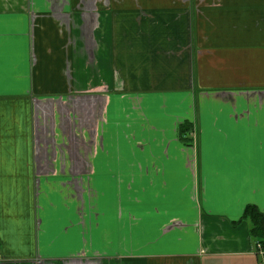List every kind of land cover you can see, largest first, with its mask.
<instances>
[{"label": "crops", "instance_id": "obj_1", "mask_svg": "<svg viewBox=\"0 0 264 264\" xmlns=\"http://www.w3.org/2000/svg\"><path fill=\"white\" fill-rule=\"evenodd\" d=\"M248 204L264 0H0V264H264Z\"/></svg>", "mask_w": 264, "mask_h": 264}, {"label": "trees", "instance_id": "obj_2", "mask_svg": "<svg viewBox=\"0 0 264 264\" xmlns=\"http://www.w3.org/2000/svg\"><path fill=\"white\" fill-rule=\"evenodd\" d=\"M181 128L185 130L184 127ZM188 129L189 127L187 126L186 131ZM241 222H246L247 224H249L250 237L256 240L257 244H259V249L263 251L264 257V212L255 204H248L241 218L234 223Z\"/></svg>", "mask_w": 264, "mask_h": 264}]
</instances>
